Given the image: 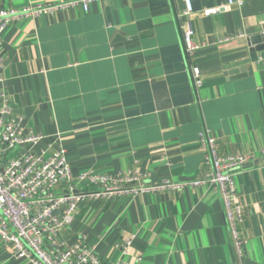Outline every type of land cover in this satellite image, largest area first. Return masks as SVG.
Instances as JSON below:
<instances>
[{
	"label": "crops",
	"instance_id": "1",
	"mask_svg": "<svg viewBox=\"0 0 264 264\" xmlns=\"http://www.w3.org/2000/svg\"><path fill=\"white\" fill-rule=\"evenodd\" d=\"M60 1L68 0H0V10ZM192 1L199 48L191 58L181 31L184 0H97L87 10L10 23L0 88L25 130L44 136L39 148L62 144L75 176L137 170L148 184L202 178L206 128L221 155L260 150L264 58L249 38L264 30V0ZM226 36L234 39L222 42ZM192 64L203 78L198 89ZM235 176L245 207L242 259L223 198L209 184L88 199L63 238L85 236L104 260L129 264H264V157ZM130 236L124 254L117 244ZM0 264L32 263L0 239Z\"/></svg>",
	"mask_w": 264,
	"mask_h": 264
},
{
	"label": "built area",
	"instance_id": "2",
	"mask_svg": "<svg viewBox=\"0 0 264 264\" xmlns=\"http://www.w3.org/2000/svg\"><path fill=\"white\" fill-rule=\"evenodd\" d=\"M92 1L97 0H68L21 10H0V47L2 35L13 21L29 15L54 14L78 5L87 10ZM184 1L181 31L186 54L191 58L199 45L191 21L193 1ZM245 1L229 0V4L240 6ZM218 10L220 7L205 10V13ZM233 39L234 36H226L221 41ZM3 61L0 52V69ZM191 71L198 89L203 84L200 68L192 64ZM2 82L0 77V84ZM43 138L41 133L25 130L22 116L14 111L11 99L0 88V239L12 248L15 257L27 258L32 264H129L122 260H104L85 236L72 241L63 238V231L74 222L83 203L91 198L174 191L206 184L221 194L235 254L239 259L245 256L247 240L242 232L245 207L239 198L235 175L264 157V146L256 152L221 155L217 139L206 128L200 132L202 165L206 168L202 178L148 184L142 182L144 174L137 170L98 173L88 169L75 176L64 146L60 144L52 151L48 147L39 148ZM26 145L28 147L23 149ZM84 182L97 189L83 190L80 184ZM132 242L133 236L125 237L117 247L128 254Z\"/></svg>",
	"mask_w": 264,
	"mask_h": 264
},
{
	"label": "water",
	"instance_id": "3",
	"mask_svg": "<svg viewBox=\"0 0 264 264\" xmlns=\"http://www.w3.org/2000/svg\"><path fill=\"white\" fill-rule=\"evenodd\" d=\"M224 8H221L223 10ZM251 46L257 52H259L261 58H264V30L258 34H255L249 38Z\"/></svg>",
	"mask_w": 264,
	"mask_h": 264
},
{
	"label": "rangeland",
	"instance_id": "4",
	"mask_svg": "<svg viewBox=\"0 0 264 264\" xmlns=\"http://www.w3.org/2000/svg\"><path fill=\"white\" fill-rule=\"evenodd\" d=\"M90 185L91 184L89 182H84V183L80 184V187L85 189V190H89L90 188H93V185H91V186ZM94 187H96V186H94Z\"/></svg>",
	"mask_w": 264,
	"mask_h": 264
}]
</instances>
